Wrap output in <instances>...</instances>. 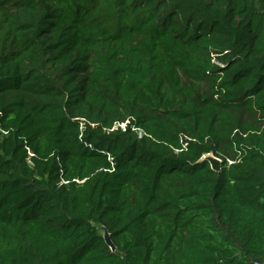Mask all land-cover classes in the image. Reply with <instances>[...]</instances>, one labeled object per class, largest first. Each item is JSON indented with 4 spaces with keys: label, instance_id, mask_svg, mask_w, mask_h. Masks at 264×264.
<instances>
[{
    "label": "trees",
    "instance_id": "trees-1",
    "mask_svg": "<svg viewBox=\"0 0 264 264\" xmlns=\"http://www.w3.org/2000/svg\"><path fill=\"white\" fill-rule=\"evenodd\" d=\"M0 264H264V0H0Z\"/></svg>",
    "mask_w": 264,
    "mask_h": 264
},
{
    "label": "water",
    "instance_id": "water-1",
    "mask_svg": "<svg viewBox=\"0 0 264 264\" xmlns=\"http://www.w3.org/2000/svg\"><path fill=\"white\" fill-rule=\"evenodd\" d=\"M200 162H202V163L208 162L210 164L212 170L216 173H220L222 171V160L215 157L213 154L205 155L201 159ZM98 228L101 230V232L103 234V238H104L106 245L111 249L112 252H116L117 248H116L115 244L113 243L111 235L108 232V230L103 226H100Z\"/></svg>",
    "mask_w": 264,
    "mask_h": 264
},
{
    "label": "rangeland",
    "instance_id": "rangeland-1",
    "mask_svg": "<svg viewBox=\"0 0 264 264\" xmlns=\"http://www.w3.org/2000/svg\"><path fill=\"white\" fill-rule=\"evenodd\" d=\"M122 128H126V125L121 126ZM101 231V230H100ZM103 231V230H102Z\"/></svg>",
    "mask_w": 264,
    "mask_h": 264
}]
</instances>
